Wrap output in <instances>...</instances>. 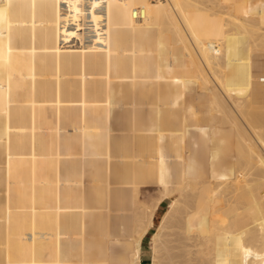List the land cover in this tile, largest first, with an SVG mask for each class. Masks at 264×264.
Segmentation results:
<instances>
[{
	"label": "bare ground",
	"instance_id": "6f19581e",
	"mask_svg": "<svg viewBox=\"0 0 264 264\" xmlns=\"http://www.w3.org/2000/svg\"><path fill=\"white\" fill-rule=\"evenodd\" d=\"M166 199L149 264H264V0H0V264H142Z\"/></svg>",
	"mask_w": 264,
	"mask_h": 264
},
{
	"label": "rangeland",
	"instance_id": "374dc122",
	"mask_svg": "<svg viewBox=\"0 0 264 264\" xmlns=\"http://www.w3.org/2000/svg\"><path fill=\"white\" fill-rule=\"evenodd\" d=\"M52 131V130H51ZM46 132H49V131H46ZM45 132V133H46ZM53 133V131L52 132H50V133H48L49 135L51 134V135H53L52 134ZM47 134V133H46ZM47 134V135H48ZM53 137V136H52ZM54 138V137H53ZM209 159L210 158H207L206 159V161H207V163L206 162H204V164H203V167L205 166H210V163H208V161H209ZM223 166V167H222ZM224 167L226 168V166H225V164L224 163H221L219 166H217V169H218V171H219V169H220V172H221V174H225V173H227L226 171H225V169H224ZM210 167L208 168V171L210 172L212 169H210ZM217 169H215L216 171H217ZM224 171V172H223ZM252 175L253 174H251L250 173V176L249 175H247L246 177L247 178H249V180H252L253 178H251L252 177ZM171 199H166V202L164 203V204H162V206L160 207V209H159V211H158V213H157V216H156V218H155V227L154 228H152L151 229V231L147 234V236L144 238V240H143V244H142V264H149L150 263V259H151V252H150V242H151V235H152V232H154L156 229H157V225H158V223L160 222V219H161V216H162V214H163V212L167 209V205H166V203H167V201H170ZM36 212H38V213H44L43 212V210H41V209H37L36 210ZM18 214H20V211H16V215H18ZM160 216V217H159ZM25 221L24 220H20V219H15L14 221H13V223H11L10 224V226L12 227H14V228H16V230H17V228L19 229V231L20 232H23V234L24 233H26L27 235L29 234V232H31V231H28V228L27 227H25L26 229L24 230H22L21 229V227H24L25 226ZM9 225V224H8ZM8 225H6V226H4V227H7V229H10V226L8 227ZM3 226V225H2ZM17 226V227H16ZM11 228L12 230L14 229V228ZM42 227V226H41ZM3 228V227H2ZM43 228H44V226H43ZM54 227H52V229H53ZM10 229V230H11ZM15 230V229H14ZM154 230V231H153ZM34 236L32 237V238H38L39 236H40V232H39V230H37V228H36V231H34ZM25 234V235H26ZM38 235V237H36ZM26 239V238H25ZM23 240V239H22ZM23 241H25V240H23ZM28 244H29V242H27ZM38 243V242H37ZM36 243V246L35 247H40V245L39 244H37ZM34 245V244H33ZM52 251V254L50 255V258L51 259H49V260H47L46 258H43V255H38V257L36 258V260H35V262L33 263V264H57V259H56V256H55V250L54 249H51ZM21 253V251L20 252H15L14 253V255L15 256H13V257H9L8 258V260L9 261H6L7 262V264H22V261L20 260V257H18V255ZM68 256V255H67ZM83 261L84 260H82L81 259V261H79V263L78 264H83ZM60 264H62V262L60 263Z\"/></svg>",
	"mask_w": 264,
	"mask_h": 264
}]
</instances>
